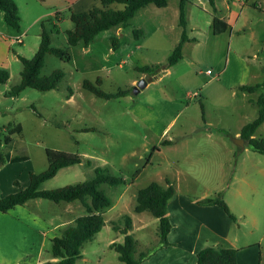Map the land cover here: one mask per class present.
Returning <instances> with one entry per match:
<instances>
[{"label": "rangeland", "instance_id": "obj_1", "mask_svg": "<svg viewBox=\"0 0 264 264\" xmlns=\"http://www.w3.org/2000/svg\"><path fill=\"white\" fill-rule=\"evenodd\" d=\"M175 1L178 0H171L164 7L150 3L140 8L122 32H118L117 26L103 30L88 47L83 41L68 45L66 30L74 23L68 16L59 14L58 20L48 13L52 7L47 2L17 0L22 18L20 32L5 21L0 9V68L10 72V77L0 83V151L27 157L18 164H10L14 170L2 173L0 192L9 186H23L30 171L45 170L51 150L80 154L82 162L61 168L42 184L44 189L87 180L97 167H106L111 175L125 179L117 185H101L112 203L104 209V226L82 248L88 258H80L76 264H124L108 241L113 238L124 242L125 235L115 230L113 222L124 226L125 214L135 222L130 233L137 240L138 251L153 252L159 241V219L148 210H134L139 188L153 181L165 183L169 178L179 196L185 193L196 197L220 195L230 200L233 191L246 178L244 166L251 171L252 162L257 164L259 159H264L263 154L247 151L235 140L240 138L235 134L242 124L257 115V107L250 99L257 98L264 88L252 93L216 89L209 98L204 94L206 84L208 89L217 85V78H210L226 63L230 43L228 35H215L210 30L208 20L216 14L210 0L204 3L190 0L186 5L190 22L187 33L196 40L184 44L182 59L155 75L139 69L166 64L179 43L182 26ZM233 7L240 13L241 6ZM247 9L251 13V27L235 34L231 46L240 53L250 52L246 58L252 64V82H256L264 79L261 72L264 20L259 22L258 9L252 6ZM136 28L142 29L143 34L137 36ZM44 29L49 32L53 46L68 48L70 58L48 52L41 74L62 69L63 80L58 88L27 87L19 95H10L13 86L21 81L24 65L19 56H34ZM8 33H22L23 42H10L6 38ZM114 36L120 38L116 48L112 42ZM255 53L258 57L252 58ZM142 79L147 85L135 92V86ZM85 80L107 92L125 89L127 93L107 99L85 88ZM18 124L23 127L21 133L10 134L5 130ZM260 131L264 133V128ZM207 132L214 133L213 139L206 136ZM8 135L13 138L10 145L4 141ZM170 138L175 142L173 145L162 143ZM66 204V201L57 203L37 198L29 206L60 218L61 207ZM85 212L83 205L76 209L77 216ZM260 224L261 228L245 240L261 243L255 247L264 264V218Z\"/></svg>", "mask_w": 264, "mask_h": 264}, {"label": "trees", "instance_id": "obj_2", "mask_svg": "<svg viewBox=\"0 0 264 264\" xmlns=\"http://www.w3.org/2000/svg\"><path fill=\"white\" fill-rule=\"evenodd\" d=\"M190 0H181L179 7L180 25L182 34L179 43L171 51L166 64H156L152 66L140 67L142 72L150 75L157 74L160 70L170 67L183 58V45L187 40H192L187 33L186 5ZM215 5V0H210ZM154 3L159 7L168 5L169 0H100V5H95L86 10L71 11L70 19L74 25L66 30L68 45L73 46L83 41L88 47L94 37L101 31L113 26H127L136 12L150 4ZM119 4H122L120 6ZM0 9L4 12L5 21L20 30L21 15L17 0H0ZM213 28L215 34H221L230 29V24L225 19L213 18ZM135 34H143L142 29L136 28ZM113 47L120 44V38L112 37ZM54 53L62 58H70L68 48L56 47L51 44V36L44 29L42 32L40 45L32 58L19 56L23 62L21 71V81L13 86L10 95H19L25 88L33 87L39 90H50L58 88L65 76L62 69H56L49 75H42L41 71L45 64L47 53ZM10 77V72L6 68H0V83L5 82ZM263 83L243 84L239 88L246 91H254ZM84 87L94 92L96 95L104 98H113L125 95V89H119L117 92H107L95 85L90 80H85ZM258 114L253 119L245 123L241 129V136L248 141L250 147L264 154V136H255L258 127L264 122V92L257 99ZM11 125V124H10ZM8 128V127H7ZM88 129V128H87ZM7 130L10 134L14 132L21 133L23 127L18 124L15 128L10 127ZM1 135V133H0ZM7 145L12 144L11 135L5 137ZM2 139L0 137V144ZM162 143H168L164 140ZM49 166L41 171H30L29 183L19 190L0 197V211H7L17 204H25L29 199L42 197L60 201L80 200L85 207L86 212L78 216L74 222L70 223L62 230L60 235L51 239L52 256L56 259L47 260L41 264H76L82 257V248L84 244L91 240L104 226V209L111 205L110 196L101 188L103 183L117 185L125 181L123 176H114L109 173L106 167H97L95 174L84 181L67 184L54 189H44L42 184L54 177L58 171L66 166L82 162L80 154H68L58 150H51L48 154ZM26 156L14 154L11 160L16 162L26 159ZM5 162V151H0V166ZM166 183L153 181L136 192V212L150 211L159 219L158 236L159 242L154 250L170 244L168 234L172 228V222L169 217L168 203L175 193L174 183L166 178ZM18 184V182H16ZM197 202L202 204H218L232 217L235 218L227 201L220 195L215 197L197 198ZM124 226L113 222L114 228L125 235L124 242H113L112 246L118 251L119 259L124 264H141L151 252L138 251L137 240L130 231L133 228V219L129 214L124 215ZM4 264V263H3ZM197 264H239L237 249L223 245H207L201 248L197 253Z\"/></svg>", "mask_w": 264, "mask_h": 264}, {"label": "crops", "instance_id": "obj_3", "mask_svg": "<svg viewBox=\"0 0 264 264\" xmlns=\"http://www.w3.org/2000/svg\"><path fill=\"white\" fill-rule=\"evenodd\" d=\"M42 1L51 5L52 8L48 13L54 14L58 20H60L59 14L70 17L71 11L86 10L95 5H99L100 2V0ZM170 1L171 0H169V2ZM199 1L204 3V0ZM180 2L181 0L175 1L178 10ZM217 2L218 4L222 3V5H217ZM234 5L241 6L240 13L234 11ZM247 6H252L254 10H259L258 19L259 22L262 23L264 20V0H247L245 2L242 0H215V5H213L216 12L215 15L225 19V21L230 24V29L221 33L228 35L230 43L226 53V63L223 66H219V72L215 75L213 74L210 78V80L217 78V85L209 89L206 87L207 84L203 87L204 94L207 98H209L216 89L241 90L239 86L243 84L263 83L252 92L260 91L264 88V79L252 82V78L254 77L252 64L250 60L248 61L246 58V55H249L250 52L247 51L245 52L246 54L240 53L236 48L231 46L235 34L239 33L245 27H251L249 25L251 13H249ZM187 13L186 9V19ZM213 18L214 15L208 20V24H210L211 32L215 34ZM187 23H190L189 19ZM160 27H162V25L158 26V28ZM117 30L118 32H122L124 26L117 25ZM20 31L21 30H18V32ZM17 34L18 33H8L6 38L10 42H14L13 37ZM191 38L193 39L185 41L184 44L196 40L194 37ZM251 57L255 58L258 57V55L255 53ZM261 69V72L264 74L263 64L261 65ZM263 92L264 91H261L259 95ZM259 95L257 98L250 99V102L257 107V114V99ZM173 121L174 118L165 130ZM245 123H243L240 130L236 132V137L243 138L241 136V129ZM263 128L264 122L258 127L255 136L264 135V133L260 131ZM213 134L212 132H207L206 136L213 139ZM238 139L239 138H236L235 140L239 145L242 144L245 150L257 152L250 147L247 140L243 138L244 143H240ZM166 140L169 145L175 143H173V139L171 138ZM11 157L12 154L10 152L5 154V162L2 167L0 166V176L5 170H14L13 167V169L10 167V164L13 166L23 161L14 162L11 160ZM249 167L253 168V170L250 171L247 166H244V170L247 173L246 178L243 179L241 185L233 191L231 199H226L235 218H232L224 208L218 204H202L196 200L197 198L205 197H196L187 193L183 196H179L175 188V193L168 203L169 217L172 222V228L168 234V238L171 243L151 252L141 264H197L198 251L207 245H223L236 248L239 264H262V256H258V248L255 247V245H260L261 243L246 242L245 239L253 235L255 229L261 228L260 220L264 218V159H259V163L257 164L252 162ZM29 178L30 177L26 178L24 181V187L29 183ZM23 186H9L5 192H0V197L15 192ZM37 198L42 197L31 198L25 204H17L7 211H0V264H41L44 261L56 259L52 256L51 239L60 235L65 227L74 222L78 217L76 209L83 205L81 201L80 203H75V200L66 201L67 204L61 207L62 216L59 218L56 214L47 215L44 212L30 207L29 203L31 200H37ZM134 225L135 222L133 221V226ZM113 242H116V240L110 238L108 244L112 246ZM260 252L262 253V251ZM87 258L88 257L82 252L81 259L86 260Z\"/></svg>", "mask_w": 264, "mask_h": 264}, {"label": "water", "instance_id": "obj_4", "mask_svg": "<svg viewBox=\"0 0 264 264\" xmlns=\"http://www.w3.org/2000/svg\"><path fill=\"white\" fill-rule=\"evenodd\" d=\"M145 85H147V81L145 79H142L134 88L135 92H138L140 90V88L144 87ZM238 140H240V143H244V139L243 138H239Z\"/></svg>", "mask_w": 264, "mask_h": 264}, {"label": "built area", "instance_id": "obj_5", "mask_svg": "<svg viewBox=\"0 0 264 264\" xmlns=\"http://www.w3.org/2000/svg\"><path fill=\"white\" fill-rule=\"evenodd\" d=\"M23 34H17L13 37L14 42H22L23 41ZM209 73H212L213 71L211 69L208 70ZM197 94V93H196Z\"/></svg>", "mask_w": 264, "mask_h": 264}]
</instances>
